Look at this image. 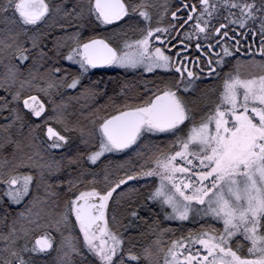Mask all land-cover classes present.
I'll list each match as a JSON object with an SVG mask.
<instances>
[{
    "label": "snow or ice",
    "instance_id": "snow-or-ice-1",
    "mask_svg": "<svg viewBox=\"0 0 264 264\" xmlns=\"http://www.w3.org/2000/svg\"><path fill=\"white\" fill-rule=\"evenodd\" d=\"M149 7L156 5L79 0L61 7L45 0H0V201L7 198L9 205L24 209L10 224L7 210L0 216V264H39V257L53 251L55 264H141L142 259L155 264L150 249L134 254L132 237L124 235L147 223L141 209H159L165 220L181 224L203 221L198 233L189 232L167 249L155 241L164 264H264V75L222 76L241 52L240 37L246 55L255 51L264 58V0H181L175 10L166 2L159 6L163 11L155 27ZM93 17L103 25L124 22L115 47L111 38H85L83 26ZM44 25L47 34L41 31ZM185 25L191 30L181 33ZM57 27L61 32L46 43ZM130 33L137 35L130 38ZM174 40L184 53L175 62L177 53L166 54ZM193 42L195 59L189 54ZM61 61L78 66V72L70 73ZM106 67L172 75L145 85L138 102H125L110 118L93 112V129L86 133L66 119L64 97L95 99L99 93L83 80L91 70ZM205 76L222 79L223 90L202 112L191 97ZM33 88L50 111L31 94ZM73 132L83 149L70 144ZM160 136L166 138L163 146L150 143ZM57 150L59 158L53 154ZM64 150L83 155L68 158ZM118 158L124 162L115 163ZM63 163L77 168L76 175L67 173L66 188L59 175ZM91 166L103 170L102 180ZM154 178L159 186L144 196L136 184L151 179L154 185ZM81 185L90 190L76 191ZM213 221L222 223V231ZM77 227L82 239L73 234ZM53 232L60 235L58 247ZM238 236L250 243L247 252L254 258L238 255L239 244L233 250Z\"/></svg>",
    "mask_w": 264,
    "mask_h": 264
},
{
    "label": "trees",
    "instance_id": "trees-1",
    "mask_svg": "<svg viewBox=\"0 0 264 264\" xmlns=\"http://www.w3.org/2000/svg\"><path fill=\"white\" fill-rule=\"evenodd\" d=\"M61 5V7L67 5L71 6L74 3H77V0H52ZM137 2V0H135ZM117 28V27H116ZM75 31V29H72ZM48 29L44 32L47 34ZM61 32V29L57 27L52 35L48 36L46 43L51 42L52 36L57 35ZM104 30L102 25L93 20L90 24H85L83 26V35L85 38L89 36L92 37H102L106 36L104 34ZM107 37V36H106ZM108 38V37H107ZM63 65L70 73L76 74L78 72V66L69 65L68 63L62 61ZM262 73V72H261ZM171 73H166L164 71H158L148 73L144 70H124L121 68L111 67L101 70H91L88 75L84 78L83 83L85 87L95 88L99 93L95 99H85L81 98L79 102L76 99L69 100L67 96L64 97V103L67 105V109L64 112L66 119L73 125H79V127L83 128L86 133L90 132L93 129V125L90 123L92 119L95 117L92 115L93 112L98 111L101 115L110 118L113 114H118L117 108L123 107L125 102L128 104H133L139 101V98L145 95V85L152 87L154 84H159L162 80L170 77ZM263 75V74H261ZM121 93L124 95L121 96ZM31 94L38 95L39 99H41L46 108L51 110V105L47 103L46 98L42 94L36 93L34 89L31 90ZM3 90H0V96H3ZM219 96L218 93V85L214 84L213 86L204 85L203 88H200V91L191 97V100H195L198 103V110L204 111L205 106L207 105L209 108L217 103ZM61 96H64V92L61 91L59 95L55 97L56 101L59 103ZM68 96H75V93L69 90ZM26 111V110H25ZM48 115V112L46 113ZM4 115H7L5 112ZM35 119V118H33ZM0 123H4V121L0 120ZM98 123V121H97ZM51 126L55 127L57 130H60L59 125L52 124ZM63 134V133H62ZM3 135V133H0ZM70 139V144L73 145L75 149L77 144H80L81 149H83V144L81 142V138L79 134L73 132L68 134ZM43 138V137H42ZM164 136L153 137L150 143H161L165 141ZM95 143V141H94ZM64 153L68 156V158H72L73 156L79 154L83 155V152H68L64 150ZM7 154V153H6ZM56 156L61 155V152H56ZM11 159V156H8ZM103 159V158H102ZM129 162H135L132 158H126ZM124 161L119 160V158L115 161V163H123ZM86 167H88L86 165ZM89 171L95 172L96 179L102 180L103 178V170L100 168H96L95 166H91ZM73 173V175L77 174L76 166H68L67 163H63L62 171L59 173L60 178L65 181L64 187H67V180L69 179L67 173ZM86 180L92 179V177H85ZM155 179V184L153 185V181L150 179L147 184L144 181L139 182H131L136 184V187L143 192L144 196L147 195L148 190L153 188L154 186H159L158 181ZM79 190H90L91 187L88 185H81ZM67 196H71L72 194H66ZM115 195V194H114ZM142 198V197H141ZM5 204V202H4ZM0 205V216L3 215L4 211L7 210L10 213V216L7 220V223L10 224L13 218L17 216V207L9 204ZM152 207H155L154 205ZM111 209V204H110ZM170 212L171 209H168ZM141 215L146 219L147 223L140 225L138 228L134 227L131 232H125V238L127 239L129 236L132 237L134 241L133 253L137 255H141L144 253L145 249H150L152 251L155 241L158 239L165 243L164 249H167L173 241L180 240L186 238L189 232H199L200 222H192L186 221L181 224L178 221H168L165 220L164 213L160 212L159 209L156 211L149 212L144 209H141ZM218 227L222 228V224L220 222H215ZM219 228L220 230H222ZM165 229H171V232H165ZM3 230H6L3 229ZM123 231V229H121ZM82 239V234H80ZM243 250L240 251V254L244 258H250L247 252V248L249 247L248 243L243 244ZM233 248H236V243L233 244ZM49 256L39 257V264H55L53 260L49 259ZM163 258V256H162ZM132 264V262H129ZM141 264H150L148 260L142 259Z\"/></svg>",
    "mask_w": 264,
    "mask_h": 264
},
{
    "label": "flooded vegetation",
    "instance_id": "flooded-vegetation-1",
    "mask_svg": "<svg viewBox=\"0 0 264 264\" xmlns=\"http://www.w3.org/2000/svg\"><path fill=\"white\" fill-rule=\"evenodd\" d=\"M143 0H137L136 3H142ZM150 1V5H156V7H149L147 9V11H149L152 16H153V21L154 24L153 26L155 27V21L159 18L158 17V13L160 11H163L162 8H160V5H163L164 3H168L169 6L172 8V10H175L176 7H178L181 4V0H147ZM45 2L47 3V0H45ZM184 3H189V2H198V0H183ZM148 3V2H147ZM178 15H181L182 13L178 12ZM95 20V18H92V21ZM171 17H166L163 21H161L160 26L161 27H165L168 25V23L170 22ZM104 30V34L106 36H102V37H96V38H101V39H109L111 38L113 41V46L115 47L117 45V43H119V37L123 34V32L126 30V26L124 25L123 21H119L117 22V24H113V25H103L101 24ZM117 27V28H116ZM110 29H113L114 32L117 34V38H114L112 36V31ZM117 29V30H116ZM188 30L190 31L191 29L189 28L188 25H185L183 28L179 29V31L181 33H183V31ZM239 31V30H238ZM120 35V36H119ZM137 34L135 33H130V38H132L133 36H135ZM231 35V33H230ZM179 39V37L177 38V40ZM241 39V52L237 53V55L234 58H231V63L229 65H227L225 67V69H223L222 71V76L225 75L228 72H231L233 75H236L237 73L240 75V77L242 79H245L246 76L248 75H258L259 73H261L264 70V58L260 57L258 54L255 53V51H253L252 56L246 55L244 50H245V42L243 40V37H240ZM177 40L173 41V46H169L168 50L166 52V54L172 55L173 53H177V55H174L173 60L175 62V60L178 58L179 55L184 54V53H179L178 49L181 48V45L179 43H177ZM234 42V41H233ZM258 45H253V49L257 48ZM190 48V57L192 59H195V57L197 55H199V53H197L195 51L194 48V42L193 45H189ZM255 60V63H252V60ZM236 61H240V65L237 68L236 66ZM201 66L203 67V63L201 62ZM106 68H111V67H106ZM106 68H97L94 70H101V69H106ZM117 68V67H116ZM139 70H144L143 68H138ZM192 70H196L195 68H193ZM243 70L247 71V72H242ZM145 71V70H144ZM158 71H163V70H158ZM207 71V69H206ZM221 70L218 69V72H220ZM167 73V72H166ZM225 73V74H224ZM199 84V88H203L204 85H209V86H213L214 84L218 85V93H220L222 91V86H223V82L222 79L220 78H213V79H208L206 76L202 77L201 81L198 82ZM219 96L217 95V98Z\"/></svg>",
    "mask_w": 264,
    "mask_h": 264
},
{
    "label": "rangeland",
    "instance_id": "rangeland-1",
    "mask_svg": "<svg viewBox=\"0 0 264 264\" xmlns=\"http://www.w3.org/2000/svg\"><path fill=\"white\" fill-rule=\"evenodd\" d=\"M77 2H79V0H77ZM143 2H145V0H143L142 1V3ZM148 3H150V1H147ZM47 3H49V4H51V3H53V1L52 0H47ZM160 12H162V11H160ZM53 21H50L49 23H52ZM48 29V26L47 25H44V27L41 29V31H43V32H45L46 30ZM111 31H112V36L114 37V38H117V34L114 32V30L113 29H110ZM117 30V29H116ZM120 36V35H119ZM62 62V61H61ZM65 67V66H64ZM157 70H161V69H157ZM225 74V73H224ZM227 74V73H226ZM0 79H2V77H0ZM34 90H35V88H33ZM0 90H2V89H0ZM32 90V89H31ZM36 91V90H35ZM37 93V92H36ZM39 98V97H38ZM27 111V110H26ZM47 113V111L45 112V115H47L46 114ZM40 120H43V117H41L40 118ZM163 146V145H162ZM58 153V152H60L59 150H57V151H55L53 154L55 155V153ZM56 156V155H55ZM57 158H59L60 157V155L59 156H56ZM26 171L27 170H21V172H25L26 173ZM33 175H35V172H33L32 173ZM156 180L158 181V184L160 183V181H159V179L158 178H156ZM0 188H2V186H0ZM81 188V187H80ZM88 188H90V187H88ZM4 202H5V204H9V202H8V200H7V198H4L2 201H0V205H2V204H4ZM4 204V205H5ZM60 204H61V206H60V209H58V211H63L64 210V206H65V197H61V201H60ZM13 206H15V207H17V215H18V213L19 212H22L24 209H23V207H21V206H18V205H13ZM73 219H74V217H73ZM215 222L216 221H213L212 222V224H213V226L217 229V225L215 224ZM111 223V222H110ZM200 223H203V221H201ZM6 231V230H5ZM55 237H56V240H57V247H58V245H59V241H60V235L58 234V233H55V232H53L52 233ZM73 234H75V235H80L79 233H78V227L75 229V232L73 233ZM65 235H69V233L68 232H65ZM249 243V242H248ZM160 247H165V243L163 244V242L161 241V244H160ZM197 247H200V246H197ZM249 247H250V243H249ZM152 256H153V258H154V261H155V264H164V256H163V254L162 253H159V251H158V247H157V245L156 244H154V246H153V249H152ZM56 252L55 251H53L50 255H49V259L50 260H53L54 262L56 261ZM162 256H163V258H162ZM252 258H254V257H252Z\"/></svg>",
    "mask_w": 264,
    "mask_h": 264
}]
</instances>
